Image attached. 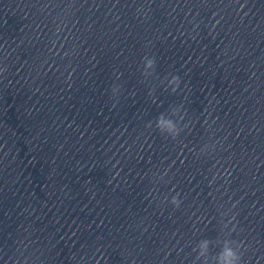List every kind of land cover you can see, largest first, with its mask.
Masks as SVG:
<instances>
[{
    "label": "clouds",
    "instance_id": "1",
    "mask_svg": "<svg viewBox=\"0 0 264 264\" xmlns=\"http://www.w3.org/2000/svg\"><path fill=\"white\" fill-rule=\"evenodd\" d=\"M143 59H146V60H147L146 67H148V68L153 67V66L155 65V63H156V60H155L154 57H148V56H145V57H143ZM171 82H175L176 85H177V87H178V86H179V83H180V77H179L178 75H174V76L172 77V81H170V83H171ZM172 91L175 92V91H176V88H173ZM160 123H161V124L165 123V121L163 120V118H161ZM167 125H168V127H169L170 129L175 128V125H174V124L172 123V121H170V120L167 121ZM176 134L178 135V132H177ZM173 138H174V137H173ZM215 178H216V177L214 176V177H213V180H214ZM109 183H111V181H109ZM209 183L211 184L212 181H209ZM178 195H179V194H177L176 196H173L172 199H171V203H172V205H174L175 207H179L180 204H181V200L178 199ZM208 243H209L208 241H205V242H204L205 249H206V246H207ZM240 247H241V245H239V244H237L236 247H232V246H231V243H230L229 247L226 248V249L223 251V253H222L223 256H226V257H227V260L224 261V264H241V259H242V258H241V254H240V252H239V248H240Z\"/></svg>",
    "mask_w": 264,
    "mask_h": 264
}]
</instances>
